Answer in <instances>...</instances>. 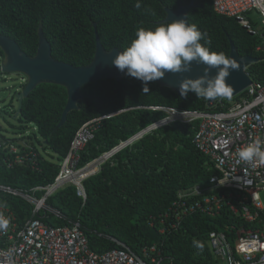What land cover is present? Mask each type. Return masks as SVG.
I'll return each mask as SVG.
<instances>
[{
	"label": "trees",
	"instance_id": "1",
	"mask_svg": "<svg viewBox=\"0 0 264 264\" xmlns=\"http://www.w3.org/2000/svg\"><path fill=\"white\" fill-rule=\"evenodd\" d=\"M192 1L196 7L189 12L188 22L206 34L211 50L229 57L233 43L242 57L260 60L247 73L253 81L264 83V53L257 52L259 38L248 34L234 19L218 15L210 0H140L139 9L135 7L137 0H0V34L15 41L24 53L34 58L42 28L54 60L77 68L87 67L95 57L96 30L107 52L123 51L138 28L157 26L166 19L167 10H176L179 4L188 6ZM1 59L4 54L0 50ZM143 86L134 77L125 78L120 85L105 80L85 86L79 111L72 112L58 131L56 127L68 102L67 91L56 85L38 86L24 100L17 119L37 128L43 139L42 150L49 149L59 164L38 151L37 169L31 162L10 166L14 158L4 149L0 185L41 198L43 193L34 189L54 184L60 163L77 132L104 116L111 118L101 122L95 141L83 152L82 167L120 141L168 117L165 112L151 110L153 107L220 112V102H227L218 100L217 107L209 110L207 99L192 92L181 98L152 81L148 83V93L143 92ZM198 127V123L176 122L123 151L84 182L85 202L73 186L59 190L48 199L47 205L61 213V218L51 212L35 216L33 206L10 195L0 194V206L11 211L20 228L38 217L53 228L71 226L78 221L91 249L98 254L121 249L117 241L145 260V251L155 246L163 257L171 258L176 264H215L207 238L213 231H225L231 221L228 216L214 219L190 215L174 229L170 225L175 218L166 216L182 200L181 196L185 197L197 186H207L216 174L213 163L193 144ZM0 138L5 139L1 131ZM196 200L193 197L188 203ZM193 241L203 242V250L195 247Z\"/></svg>",
	"mask_w": 264,
	"mask_h": 264
},
{
	"label": "built area",
	"instance_id": "2",
	"mask_svg": "<svg viewBox=\"0 0 264 264\" xmlns=\"http://www.w3.org/2000/svg\"><path fill=\"white\" fill-rule=\"evenodd\" d=\"M210 1L218 15L234 19L248 34L259 38L257 52L264 53V0ZM254 12L262 18L260 30L250 19V14ZM219 106L220 112L153 107L151 110L165 112L167 119H172L165 124L159 121L157 125L148 126L82 167L83 152L95 141L101 122L111 116L91 121L74 137L54 184L34 189V192L43 193L41 198L2 185L0 194L23 199L33 206L35 216L51 212L61 218V213L47 205L48 199L59 190L73 186L77 196L85 202L84 182L98 174L120 153L170 124L198 123L193 144L213 163L216 174L210 179V186L197 187L174 204L169 216L166 215L175 218L170 227L176 228L186 217L194 214L214 219L226 215L231 221L225 231H213L207 238L215 264H264V209L260 196L264 192V164L259 161L237 163V153L242 147L251 140L264 139V83L253 81L240 97L221 101ZM4 149L14 158L13 162L9 161L10 166L31 162L37 169L38 152L28 141L14 142L0 138V164ZM193 197L199 200L188 203ZM185 198L188 200L184 201ZM0 214L10 218L8 229L0 231V264H174L171 258L163 257L155 246L145 251L146 260L117 241L121 249L95 253L78 221L72 222L71 226L53 228L38 217L20 228L8 208L0 206Z\"/></svg>",
	"mask_w": 264,
	"mask_h": 264
},
{
	"label": "clouds",
	"instance_id": "3",
	"mask_svg": "<svg viewBox=\"0 0 264 264\" xmlns=\"http://www.w3.org/2000/svg\"><path fill=\"white\" fill-rule=\"evenodd\" d=\"M135 7L141 8L140 0H137ZM205 37L206 34L202 33L196 25L187 23L186 18L174 19L154 27H140L135 31L134 39L115 56L112 63L120 71L126 70L127 75L139 79L144 85L143 92L148 93L149 82L163 78L166 72L174 74L190 72L191 62L196 61L205 65L203 75L195 79L184 78L178 87L180 95L186 96L192 92L198 98L207 100L217 97L230 99L232 88L226 83V78L230 74V69L237 70L240 64L223 52L211 50L210 40ZM201 40L204 41L203 44ZM212 69H217L214 76L211 75ZM171 119L172 117L161 118L160 124H165ZM154 124L157 125V123ZM237 155V163L259 161L264 164V139L251 140L239 150ZM208 186L210 182L205 187ZM197 200H199L198 197ZM9 224L10 218L0 214V231L7 230ZM193 243L195 247L203 250V242L193 241ZM174 264H176L175 261Z\"/></svg>",
	"mask_w": 264,
	"mask_h": 264
},
{
	"label": "water",
	"instance_id": "4",
	"mask_svg": "<svg viewBox=\"0 0 264 264\" xmlns=\"http://www.w3.org/2000/svg\"><path fill=\"white\" fill-rule=\"evenodd\" d=\"M196 6L192 1L188 6L178 5L176 10H167L166 19L162 21L170 22L174 19L186 18L188 22L189 12ZM96 29V26H95ZM39 47L37 55L34 58L24 53L20 46L13 40L6 38L0 34V50L4 54V59L0 61V74L12 75L17 74L26 80V84L22 86L21 91H17L15 99L19 103L17 117L19 116L23 102L28 96L40 85L49 84L56 85L66 89L68 94V102L63 112L62 119L55 131L61 129L67 122L68 116L72 112L79 111V104L83 101L82 90L85 86L100 81L113 80L118 85L127 78L131 77L125 72L120 71L112 63L115 56L120 52L114 49L107 52L100 42L99 35L96 30V52L92 63L87 67H74L72 65L58 62L52 57V47L46 39L42 28L39 30ZM230 59L240 64L237 70H231L226 78V83L232 88V96L234 99L245 92L252 84V78L247 74V69L258 64L260 60L252 57H242L235 45L231 43ZM190 72L171 73L166 72L161 79L152 81L163 88H167L175 92L179 97V84L184 78H197L203 75L205 65L196 61L191 62ZM217 69L211 70V75L216 74ZM23 80V79H22ZM221 99H229L217 97L207 100V108L212 110L216 107V103ZM47 144V142H46Z\"/></svg>",
	"mask_w": 264,
	"mask_h": 264
},
{
	"label": "rangeland",
	"instance_id": "5",
	"mask_svg": "<svg viewBox=\"0 0 264 264\" xmlns=\"http://www.w3.org/2000/svg\"><path fill=\"white\" fill-rule=\"evenodd\" d=\"M250 19L258 25L260 30L261 16L254 12L250 14ZM25 84L26 80L20 75L0 74V131L7 140L14 142L28 141L44 158L59 164L56 156L49 149H47V152L42 150L41 143L43 139L40 137L37 128L33 124L24 123L17 119L19 103L15 99V93L18 90L21 91L22 86ZM260 196L264 209V192H261Z\"/></svg>",
	"mask_w": 264,
	"mask_h": 264
}]
</instances>
